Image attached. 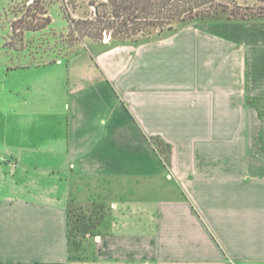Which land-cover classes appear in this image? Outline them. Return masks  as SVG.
I'll return each mask as SVG.
<instances>
[{"label": "crops", "instance_id": "obj_1", "mask_svg": "<svg viewBox=\"0 0 264 264\" xmlns=\"http://www.w3.org/2000/svg\"><path fill=\"white\" fill-rule=\"evenodd\" d=\"M67 72L48 160H0V264H264V29L183 28ZM95 182L120 218L79 259L68 203Z\"/></svg>", "mask_w": 264, "mask_h": 264}, {"label": "rangeland", "instance_id": "obj_2", "mask_svg": "<svg viewBox=\"0 0 264 264\" xmlns=\"http://www.w3.org/2000/svg\"><path fill=\"white\" fill-rule=\"evenodd\" d=\"M89 2L90 0H65L70 14L75 18L93 17L94 8ZM236 2L257 14L246 20H235L229 19L228 13L219 12L213 18L182 23L175 30H166L162 33L153 31L149 36H141L138 41L115 42L109 38L95 41L86 37L74 43L68 38L69 25L60 0H0V160H24L25 163L32 160L39 162L48 160L40 156V152L33 150L42 137H50L58 130L57 123L47 124L48 121L45 120L49 119L45 118V114L64 111L67 62L71 56L78 55L86 59L93 57L96 51L109 46L139 44L183 28L249 31L255 28L264 29V18L258 16L259 13L264 14V0H236ZM36 7L38 9H35ZM40 8L47 9L52 19L51 24L42 30L26 31L23 42L15 39L12 21L25 14H33L35 20ZM57 59L63 60L64 64L56 65L53 70L50 69L51 71L40 66V63ZM46 81L55 85L46 86L44 84ZM250 104L264 119V98H254ZM63 129L64 126H61L60 131ZM153 141L167 157L166 146L156 139ZM26 181L28 183L30 179ZM95 184L93 191L89 187L80 191L78 202L68 203L71 250L79 259H88L97 255L101 245L98 236L112 232L120 218L119 208L113 205L115 202H112L115 198H106V195H103L106 187L99 182ZM97 193L99 196L96 199L94 194Z\"/></svg>", "mask_w": 264, "mask_h": 264}, {"label": "trees", "instance_id": "obj_3", "mask_svg": "<svg viewBox=\"0 0 264 264\" xmlns=\"http://www.w3.org/2000/svg\"><path fill=\"white\" fill-rule=\"evenodd\" d=\"M60 2L69 25V41L74 43L86 37L95 41L105 38L115 42L138 41L153 31L175 30L182 23L213 18L219 12L228 13L229 19L235 20H246L257 14L243 8L236 0H90L94 8L93 17L75 18L65 0ZM37 14L35 20L33 14H25L26 18L24 15L12 21L15 39L23 42L26 31L42 30L51 24L47 9L40 8ZM258 16L264 18V14L259 13Z\"/></svg>", "mask_w": 264, "mask_h": 264}]
</instances>
